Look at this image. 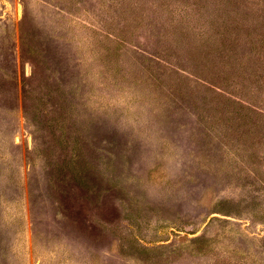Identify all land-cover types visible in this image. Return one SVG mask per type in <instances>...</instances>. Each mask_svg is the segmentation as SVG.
Segmentation results:
<instances>
[{"label": "rangeland", "instance_id": "obj_1", "mask_svg": "<svg viewBox=\"0 0 264 264\" xmlns=\"http://www.w3.org/2000/svg\"><path fill=\"white\" fill-rule=\"evenodd\" d=\"M0 264H264V0H0Z\"/></svg>", "mask_w": 264, "mask_h": 264}]
</instances>
